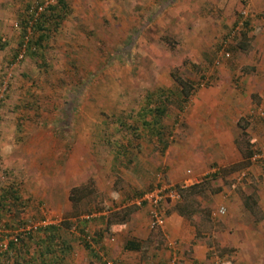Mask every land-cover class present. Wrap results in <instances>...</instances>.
Listing matches in <instances>:
<instances>
[{
	"label": "rangeland",
	"instance_id": "1",
	"mask_svg": "<svg viewBox=\"0 0 264 264\" xmlns=\"http://www.w3.org/2000/svg\"><path fill=\"white\" fill-rule=\"evenodd\" d=\"M46 1L0 0V196L18 197L0 201V230L30 228L17 235L14 260L32 261L39 229L52 225L55 245L68 251L48 264H169L173 255L176 264L194 255L200 264H264V127L256 115L264 111V0H68L36 55L16 53L20 23ZM171 72L193 85L183 104ZM147 105L165 107L159 137L140 126ZM248 151L250 164L228 172ZM218 171L190 196L184 234L168 236L164 218L181 203L169 195ZM87 183L94 193L75 220L68 190ZM156 187L167 189L160 228L149 229L144 204L103 232L107 211ZM79 220L85 237L73 227ZM127 240L139 250L125 251Z\"/></svg>",
	"mask_w": 264,
	"mask_h": 264
},
{
	"label": "trees",
	"instance_id": "2",
	"mask_svg": "<svg viewBox=\"0 0 264 264\" xmlns=\"http://www.w3.org/2000/svg\"><path fill=\"white\" fill-rule=\"evenodd\" d=\"M67 1L68 0H56V2L50 6H48L42 13H40L36 19H33L32 17V11H28V17L26 20H24L22 23H20L19 27V36H18V44H17V51L16 53L20 52L22 50L23 55L28 56H34L36 55L37 48L40 47L41 43L45 42L48 39V35L51 31H54L57 26L60 24V22L63 19L62 13L67 8ZM246 27V24H243ZM27 29L30 31V35L27 36ZM32 33H36V37L34 40H31ZM246 30L238 32V38L239 42L237 43V48L240 50H245L247 45V35ZM26 39V40H25ZM171 80L176 84L178 87V92L176 94V97L180 101V103H185L187 99L190 97L192 91H193V85L184 79H181L180 76L176 75L174 72L170 73ZM157 98H162L161 94L157 95ZM149 103V102H148ZM151 105H147L146 109H140L138 113V118L140 119V126L147 130L150 134L155 135L156 137H159L160 132V119L163 117L165 112L164 106H158L155 108H150ZM146 116H149L151 119L150 121L146 122L144 121V118ZM245 127H240L241 134ZM253 156L251 151L246 152L242 155V160L238 163L233 164L228 172H234L237 170H242L246 168L250 164V159ZM228 172H223L224 174ZM222 172L218 171L217 173L212 174L211 176H208V178H203L200 183H195L190 185L189 187L185 188H177L176 194L179 200H181V203L176 207L175 210L177 211V214L181 217H187L189 214H186L185 209L188 206V200L190 196L195 195L199 193L202 189V186L205 181L210 179H215L218 175H221ZM90 182V181H88ZM94 193V188L90 183H87L85 185L75 186L68 190L67 200L70 203L71 206V216L75 218V220H78L79 212L77 211L78 205L80 202H82L85 198L92 195ZM141 193L136 194L135 196L140 197L139 195ZM11 197V203L15 204V202L18 200V197L15 196V193L12 194L11 191L6 192L4 191L3 195L0 196V201L3 200V202H8L6 199L4 200V196H10ZM18 204V203H17ZM143 205V204H141ZM18 205H15V207H18ZM132 209V210H131ZM137 209L136 206H129L124 207L120 211H107V215L103 218L104 221V233H109L110 228L115 225H123L126 222L127 216L134 210ZM101 211L100 209H97L95 212ZM81 223V226H73L78 230L80 235L82 237L86 236L83 234V227L86 224V221L79 220ZM61 228L69 229V227H72V224L68 221H63L61 223ZM58 231L57 227H54L52 225L43 227L42 229H39V234L43 236L42 239H39L38 243L35 244V247L39 250V254L35 255L32 259V261L27 260L25 261L22 259V264H48L49 261H52L56 259V257L53 256V259H50V256L53 254H56V256H61L62 251H68L67 247L62 244V248L55 245V239H56V232ZM102 239L101 234H96L95 237L92 240L95 244L100 243ZM83 247L90 253L92 257H96L94 254L91 253L90 247L83 243ZM60 249V251H59ZM123 249L126 251H138L139 245L137 242L132 240H127L124 245ZM14 252V244L11 242H8L6 244V248L3 251L2 254H0V264H2V259L12 258V260L15 259V257L12 256V253ZM18 255V253H16ZM49 257V259H48ZM97 259V258H95ZM55 262V261H54ZM14 264H21L17 263L16 260H14Z\"/></svg>",
	"mask_w": 264,
	"mask_h": 264
},
{
	"label": "built area",
	"instance_id": "3",
	"mask_svg": "<svg viewBox=\"0 0 264 264\" xmlns=\"http://www.w3.org/2000/svg\"><path fill=\"white\" fill-rule=\"evenodd\" d=\"M56 2V0H49L46 1L45 3H43L42 5H39L37 7H35L32 10V18L36 19V17L42 13L48 6L54 4ZM28 31L29 29H27V35H28ZM26 40V39H25ZM257 117L260 119L263 127H264V111L258 109L257 113H256ZM167 189L165 187H156L154 188L152 191L145 193L143 195H141L139 198L133 199L130 203V205L139 207L141 204H145L147 207H149V229L153 230V229H157L160 228L163 224V219L159 214L158 211V207L160 205V202L163 200L164 196L166 195V191ZM169 197L171 198H177V195L175 194H170ZM224 209L222 207H219L217 209V215L222 216L224 214ZM89 219L88 217H85V220ZM42 226H44L43 223H41ZM34 228V227H33ZM30 231L29 227H20V228H16L15 230H13L12 232L9 230H0V237H1V244H0V249L2 251L5 250L6 248V244L8 242L11 243H16L17 242V235L19 233L22 234H28V232ZM11 235V236H10ZM104 264H118L114 261H105ZM169 264H176V258L173 255L171 257L170 263Z\"/></svg>",
	"mask_w": 264,
	"mask_h": 264
},
{
	"label": "crops",
	"instance_id": "4",
	"mask_svg": "<svg viewBox=\"0 0 264 264\" xmlns=\"http://www.w3.org/2000/svg\"><path fill=\"white\" fill-rule=\"evenodd\" d=\"M182 219H183V217L179 216L177 214V212L167 214L166 218H164L163 231L170 237H172L174 235H179V236L181 235L182 236L184 234L183 227L185 228ZM83 232H84V230H83ZM85 235H86V233H85ZM94 247H95L94 245L90 246L92 254H96L94 252L95 249H93ZM193 250H195V249H193ZM200 262L201 261H199V257L194 255L193 260H192V264H200ZM148 264H152V262H150Z\"/></svg>",
	"mask_w": 264,
	"mask_h": 264
}]
</instances>
